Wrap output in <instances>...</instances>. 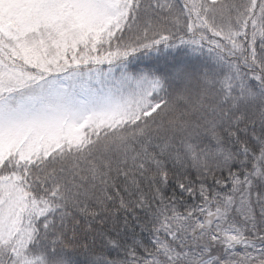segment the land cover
I'll return each instance as SVG.
<instances>
[{"label":"snow or ice","instance_id":"snow-or-ice-1","mask_svg":"<svg viewBox=\"0 0 264 264\" xmlns=\"http://www.w3.org/2000/svg\"><path fill=\"white\" fill-rule=\"evenodd\" d=\"M0 264H264V0H0Z\"/></svg>","mask_w":264,"mask_h":264}]
</instances>
